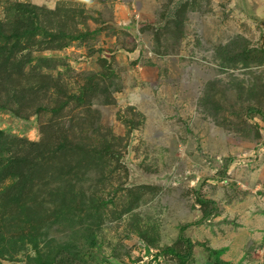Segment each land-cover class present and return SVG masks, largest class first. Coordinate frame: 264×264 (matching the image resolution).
I'll return each instance as SVG.
<instances>
[{
	"label": "rangeland",
	"instance_id": "374dc122",
	"mask_svg": "<svg viewBox=\"0 0 264 264\" xmlns=\"http://www.w3.org/2000/svg\"><path fill=\"white\" fill-rule=\"evenodd\" d=\"M0 264H264V0H0Z\"/></svg>",
	"mask_w": 264,
	"mask_h": 264
},
{
	"label": "clouds",
	"instance_id": "9594fccd",
	"mask_svg": "<svg viewBox=\"0 0 264 264\" xmlns=\"http://www.w3.org/2000/svg\"><path fill=\"white\" fill-rule=\"evenodd\" d=\"M76 3L91 8L94 5V0H76Z\"/></svg>",
	"mask_w": 264,
	"mask_h": 264
}]
</instances>
